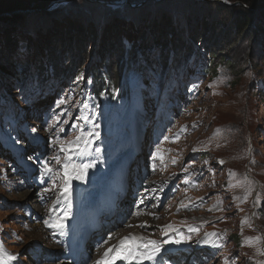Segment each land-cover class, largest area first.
I'll return each instance as SVG.
<instances>
[{"label": "rangeland", "instance_id": "obj_1", "mask_svg": "<svg viewBox=\"0 0 264 264\" xmlns=\"http://www.w3.org/2000/svg\"><path fill=\"white\" fill-rule=\"evenodd\" d=\"M202 1L208 0H135L124 8L101 0H68L45 11L22 14L21 24L0 18V66L6 59L7 63L12 61L7 68L10 72L3 74L6 79L0 74V92L12 106L0 108V264H95L105 250L103 246L97 251L98 245L113 242L106 244L107 250L133 232L161 242L180 241L162 243L156 258L161 264H264V216L257 219L254 213L260 200L255 201L254 195L249 203L251 186L242 178L233 185V194L226 191V173L217 162L218 157H224L225 164L231 162L226 153L245 146L251 150L245 161L242 158L245 170L252 172L256 165L259 169L264 164V102L249 84L255 58H264V47H260L264 46V15L261 37L256 45L251 43L254 59L247 55V65L236 85L226 63H220L221 73L210 79L209 75H198L187 59H181L177 67L171 60L168 74L176 68L172 69V81L164 79L158 65H153L163 54L151 47L149 58L154 62L150 71L128 75L125 63L121 64L128 99L114 102L105 97L97 110L80 88L86 82L87 69L106 60L100 48L111 52L109 62L120 55L125 58L133 44L141 47L151 42L153 35L164 33L167 18L173 21L174 16L179 18L173 27L179 24L180 28L165 38L170 45L179 37L174 58L179 59L178 49L183 50L186 43L189 50L197 49L190 46L196 33L203 35V44L197 45L207 61L211 12ZM215 17L222 21L231 18L229 14ZM255 20L249 22L251 26ZM90 25L95 36L88 35ZM214 35L217 39L221 36ZM70 36L71 43L81 45L76 60L85 66L74 81L59 82L60 62L69 65L63 46H68L65 39ZM109 42L114 45L112 51L108 50ZM238 54L244 60L242 50L232 53L233 58L238 59ZM39 60V65L50 60L53 66L49 70L54 74L44 76L43 85L37 78L40 70L37 76L30 75L31 92L26 96L23 80L15 73L20 75L25 68L35 70ZM158 81L164 82L159 85ZM4 82L10 89L2 87ZM256 82L263 88L260 78ZM61 100L64 103H58ZM254 117L256 132L252 129ZM33 128L37 131L32 132ZM77 136H82L78 145L67 144ZM226 137L234 140L231 148L224 147ZM255 151L260 158L251 159ZM66 162L70 172L74 166L91 167L83 179L73 175L69 182L64 176ZM65 191L67 198L62 194ZM75 201L82 207L75 208ZM94 205L98 215L95 224L87 210ZM61 223L57 241L53 236L56 227L50 225ZM249 223L259 229V234L250 235L257 250L237 246L232 240L231 233L236 230H252H247ZM168 225L174 230H168ZM213 232L215 236L205 235ZM79 237L85 246L77 253ZM202 239L209 242L203 246ZM136 261L147 264L154 260Z\"/></svg>", "mask_w": 264, "mask_h": 264}, {"label": "trees", "instance_id": "obj_2", "mask_svg": "<svg viewBox=\"0 0 264 264\" xmlns=\"http://www.w3.org/2000/svg\"><path fill=\"white\" fill-rule=\"evenodd\" d=\"M56 0H0V13L3 12H12L16 10H24L26 12L21 13H13L9 15H0L1 19H6L7 17L12 22H19L20 24L24 22L23 18L21 17L22 14L31 13V12H37V11H45V9ZM129 3H126L124 8L130 7V3H134L135 0H128ZM225 1V0H224ZM236 4L226 0V4H223L221 2L208 0L206 2L202 1L201 4L204 5V7L208 8V13L211 12V15L208 14V59L207 61L204 60V57L206 56L203 54L202 50H198V45H202L203 42L202 37L203 35L194 34L191 36V47L197 48L196 50L192 51L189 50V46L187 43L184 46V49L182 50L181 47H179V54L180 56L178 58H174V51L179 43V37H176L172 43H170L165 39L167 35H171L174 33V30L177 28L179 29V24L177 28L173 27V23L177 21L179 16H174L173 21H170V18H167V24L168 29L164 31V33L158 32L157 35H153L151 38V42L145 43V45H142L139 47L138 45H132L131 50L126 52L125 58L124 55H120V58H118L115 62H109V56H111V52L104 53V50L100 48L101 56L106 57V60L103 59V62L97 66H90L87 69V75H86V82L84 83V86H80L81 90H84L85 93L88 94V97L94 101V105L97 110H100L104 101V98L107 97L108 100L117 102L119 99H128L129 98V87L127 83L126 76L122 73V63L124 62L127 69H128V75L135 73V74H142L143 72L150 71L151 68H153L151 65L152 58L151 56V47L154 50V52H158L160 54H163L160 57V60L163 59L161 62L158 60V62H154L153 65H158L159 73L164 74V79L169 78L170 81H172V68L170 73L167 72V67L171 63V60H175V66L177 67L180 60L182 59L184 62V59H187V62L192 63L193 68H195L196 72H198V75H209L210 79H214L216 75L221 73V67L222 65L220 63H226V66L231 71V73L234 75L233 85H236L240 80L241 74L244 72V67L247 65V55H251L252 59L253 57V46L251 43H254V45L257 44L258 37H261L260 30L262 29V26L260 25V22L262 20V17L264 15V0H238ZM106 6V5H104ZM110 8V6H106ZM249 8H252L249 10ZM33 10V11H27V10ZM133 9V8H132ZM229 14L231 16L228 21L220 20L215 17V15H224ZM19 15V16H18ZM10 16V17H9ZM11 16L12 19H11ZM20 18H18V17ZM254 18L256 19V23L251 26L250 21H254ZM207 25L204 24V27ZM25 27V26H23ZM92 25H90L88 35L95 36V30ZM93 30V31H92ZM162 30V29H161ZM90 33V34H89ZM214 33H218L221 35L218 39ZM12 34V32H11ZM217 39V40H216ZM7 41H10L9 36L6 37ZM68 44H64V56H66V62L69 61V65L65 64L64 62H60V77L57 76L56 80L59 82L61 80L68 81V83L74 81L78 76L80 71L84 68L85 64H81L79 61H77V55H80V46L77 44V42L71 43L72 36L65 39ZM79 40H81L79 38ZM105 41H107L105 39ZM249 43V46L244 49V46ZM76 45V47L74 46ZM198 44V45H197ZM75 47L74 49H71ZM109 49L112 51L113 43L109 42ZM152 45V46H151ZM204 47V46H203ZM260 47L263 49V44H260ZM199 48H202L200 46ZM232 49L231 52L226 53V50ZM242 50L243 57L241 54H238V59H234L232 56V53L236 54L238 51ZM264 50V49H263ZM171 51V57H168L169 53ZM86 54V51H83ZM123 54V53H122ZM221 54V56H219ZM225 54V57L222 55ZM221 57V58H218ZM88 57V56H87ZM200 57V59L196 60V58ZM264 57V54H263ZM259 58V59H258ZM49 59V58H48ZM218 59V61H217ZM8 59L5 60V64L0 66V74H4V72L8 73L10 71H7V68L10 67V64L12 63L11 60H9V63H7ZM256 61H254L255 71L253 70L252 74L253 77L250 81V87L252 86L254 90L253 93L257 97H259L260 101L264 102V87L260 88L259 85L256 82V78H260L264 84V58L261 59L260 57L255 58ZM263 60V61H262ZM50 60H45L42 65L40 64V60L35 65V70H29V68H25L23 72H20V75L15 73V76L18 77V79L23 80L24 92L25 95L28 96L30 91V84L32 80L29 79V76L35 75L37 76V72L41 71V76L37 77L39 80V84H44V76H48L49 72H53L52 70H49V67L53 66L49 62ZM251 63V58L250 61ZM157 63V64H156ZM184 64V63H183ZM40 66V67H39ZM124 67V66H123ZM179 69V68H177ZM126 73V74H127ZM54 74V72H53ZM18 75V76H17ZM3 78L6 79V76H3ZM164 82V81H162ZM162 82L158 81L159 85L162 84ZM8 83V82H7ZM15 83V81H14ZM262 84V83H261ZM4 86L7 87V89H10L9 86H6V83L4 82ZM262 86V85H260ZM259 87V88H258ZM260 95V96H259ZM238 103V102H237ZM244 107L246 104H243ZM6 106V108H5ZM249 107V106H248ZM246 107V108H248ZM0 108L3 109H11V102L7 100V95L1 94L0 92ZM13 112V111H12ZM248 125H245V132L246 127ZM252 129L254 128L255 132L257 129V122L254 117ZM234 141V140H233ZM231 140V143H228L227 146L230 148L234 146V142ZM256 150V149H255ZM248 153H251L250 148H247L243 146L242 150L235 152L233 149H231L226 154L230 156L231 162L224 165L222 169H224V172L226 173L227 182L225 183V188L230 191L232 194V188L234 184L237 183L238 178L245 179L246 182L251 186V192L249 194V203H251V199L254 196L255 201L260 200V207L258 208L257 212H254L257 219H259L261 216H264V164L258 169L256 165V168L251 171L245 170V167L243 166L244 161L247 158ZM258 152L255 151L251 156V159H255L258 156ZM259 157V156H258ZM244 159V161L242 160ZM260 158V157H259ZM256 183H259V191L256 189ZM238 185H241L239 183ZM260 196V198H259ZM243 199V198H242ZM252 209V205H250V210ZM250 219V214H247V220ZM241 222L246 221L243 219H240ZM240 222V223H241ZM249 227L252 228V230L248 231H235L231 233L232 240L235 242V244L238 245H245L246 247H254L255 250H257L256 244L252 241V238L250 237L251 234H257L259 229L257 226H253L252 224H248L247 230ZM259 234V233H258ZM244 252H248L247 248H244ZM250 253V252H249ZM247 253V254H249ZM253 259V258H251ZM254 260V259H253ZM253 260H248V263H251ZM254 263V262H253Z\"/></svg>", "mask_w": 264, "mask_h": 264}, {"label": "snow or ice", "instance_id": "obj_3", "mask_svg": "<svg viewBox=\"0 0 264 264\" xmlns=\"http://www.w3.org/2000/svg\"><path fill=\"white\" fill-rule=\"evenodd\" d=\"M226 2V0H225ZM58 103L62 104L64 103L63 100L59 101ZM63 130V129H61ZM37 129L33 128L32 132H36ZM82 136L75 137L74 140H70L67 142V144H79L81 141ZM87 143V141H85ZM62 150L64 151H70V148L63 147ZM55 159H58L54 157ZM91 167V165L85 164L82 166H74L72 171L70 172L68 170V163L66 162L64 165V176L68 178L69 182L73 175H75L76 179H83L84 175L86 174L87 168ZM46 171H51V169H46ZM65 198L68 196V192L65 191L62 193ZM139 214V213H138ZM55 227H63V224L58 225H50ZM143 226V225H141ZM168 230H174L172 229L171 225L166 226ZM191 231H196L197 229H190ZM167 234V232L165 233ZM206 236H215L216 233H206ZM111 239V237H109ZM169 242H175L180 243L179 240L175 241H157L152 239H145L144 237H135V236H126L123 237L117 245H113L112 247L108 248L104 253L103 257L97 261H95V264H114L116 260H155L157 258V254L160 253L162 243H169ZM204 243H208V240L203 241ZM107 243V241H105ZM112 254V255H110ZM12 259H16L15 256L11 257Z\"/></svg>", "mask_w": 264, "mask_h": 264}, {"label": "bare ground", "instance_id": "obj_4", "mask_svg": "<svg viewBox=\"0 0 264 264\" xmlns=\"http://www.w3.org/2000/svg\"><path fill=\"white\" fill-rule=\"evenodd\" d=\"M79 190V188L77 187V191ZM89 193H86V195H88ZM109 203H114V201H113V199H111L110 201H109ZM77 206H79L80 207V205L81 204H76ZM96 207H95V205H94V207H91V206H89V207H87V210L89 211V214H88V216H89V218H91V223H94L95 224V220L98 218V215H97V213L95 212V209ZM85 220H86V218H85ZM140 221V220H139ZM117 222V220H114L113 221V224L114 223H116ZM118 223V222H117ZM147 226H151V224H149V225H147ZM119 227V223L117 224V226H116V228H118ZM141 227H145L144 225L143 226H141ZM104 228V227H103ZM118 231H121V228L118 230ZM53 236H56V237H58V239H57V241H59L60 240V233H59V231H58V229H57V227L54 229V234H53ZM130 236H135V237H144L145 239H146V237L147 236H145V235H143L142 233H135V232H133V233H131V235ZM113 240V239H112ZM147 240V239H146ZM203 241H205V239L203 240H201V244L204 246V242ZM111 242V241H110ZM109 241L107 242L110 246L112 245V243H110ZM116 242H118V240L116 241ZM107 243H104V244H102V245H98V248H97V251L101 248V247H103L104 246V248H105V250L103 251V250H101V252H100V258H102L103 257V253L106 251V244ZM107 247H109V246H107ZM82 248H83V244H80V240L78 241V248H77V253H79V251H81L82 250ZM97 251H95V252H97ZM110 255H112V254H110ZM96 260V259H95ZM95 262V261H94ZM141 262V261H140ZM145 262V261H144ZM114 264H139L136 260H131V261H129V260H116L115 262H114ZM142 264V263H141ZM147 264H161L160 263V261L159 260H157V259H155L154 261H152V262H150V263H147Z\"/></svg>", "mask_w": 264, "mask_h": 264}, {"label": "water", "instance_id": "obj_5", "mask_svg": "<svg viewBox=\"0 0 264 264\" xmlns=\"http://www.w3.org/2000/svg\"><path fill=\"white\" fill-rule=\"evenodd\" d=\"M64 1H68V0H56L53 3H51L47 8L53 7V6L57 5L58 3H62ZM101 1H103L104 3H106V4L110 5V6H113V7L121 6V5H124L125 3H129L128 0H118V1H115V0H101ZM213 1H217V2H221L223 4H226V2L224 0H213ZM27 11L29 12V11H33V10L29 9ZM21 12H26V11H24V10H16V11H12V12H3V13H0V15H9V14L21 13Z\"/></svg>", "mask_w": 264, "mask_h": 264}, {"label": "clouds", "instance_id": "obj_6", "mask_svg": "<svg viewBox=\"0 0 264 264\" xmlns=\"http://www.w3.org/2000/svg\"><path fill=\"white\" fill-rule=\"evenodd\" d=\"M260 85H262V87H264V85L263 84H261L260 83ZM227 138V137H226ZM218 143V142H217ZM228 143H231V139L230 138H227V142L226 143H224V147H226L227 145H228ZM222 144V143H221ZM217 151H218V149H216ZM211 153V151H210V146H208V157H209V154ZM219 158H222V159H224V157H218L217 158V162H218V159ZM219 163V162H218ZM219 164H221V165H219L221 168H223L224 167V165H225V163H219ZM257 187H259V185L257 186ZM256 187V188H257ZM226 189V188H225ZM230 189H232V188H230ZM260 189V187L257 189V190H259ZM226 191H228L227 189H226ZM230 192V191H229ZM237 231V230H236Z\"/></svg>", "mask_w": 264, "mask_h": 264}]
</instances>
